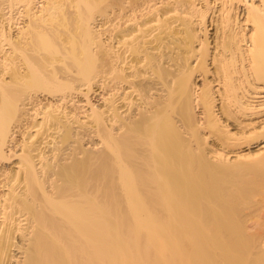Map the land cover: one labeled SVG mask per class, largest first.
<instances>
[{
	"label": "bare ground",
	"instance_id": "obj_1",
	"mask_svg": "<svg viewBox=\"0 0 264 264\" xmlns=\"http://www.w3.org/2000/svg\"><path fill=\"white\" fill-rule=\"evenodd\" d=\"M6 1L0 264H264V0Z\"/></svg>",
	"mask_w": 264,
	"mask_h": 264
},
{
	"label": "rangeland",
	"instance_id": "obj_2",
	"mask_svg": "<svg viewBox=\"0 0 264 264\" xmlns=\"http://www.w3.org/2000/svg\"><path fill=\"white\" fill-rule=\"evenodd\" d=\"M1 1H2V0H1ZM17 1H19V0H9V1H6L5 4H4L6 7L8 6L7 11H10L12 5H13L14 3H15V4L17 3L16 6L13 5V8H12L13 11H10V13H12V18H9V16L11 17V15H9L10 13L7 15L8 19H13V20H10V22H9L10 24H12V25H10V24H9V25L12 27L11 29H12L13 31H14V30H15V31L18 30V27H19V24H20V23H22L23 25H25V23H26L25 20H27V17H28L27 15H24V14H25L24 12H27V11L25 10V7L23 6V4H22L20 1H19V2H17ZM13 2H14V3H13ZM34 2H35V0H34ZM36 2H37V0H36ZM11 3H12V4H11ZM10 4H11V5H10ZM18 4H19V5L22 4V5L18 6ZM79 4H80V3H79ZM4 5H2V6H4ZM5 6H4V8H5ZM10 6H11V7H10ZM21 6H22V9H21ZM9 7H10V8H9ZM19 7H20V10H19ZM23 7H24V8H23ZM75 7H76V6H75ZM75 7H73V8L75 9ZM23 9H24V10H23ZM77 9H78V8H77ZM77 9H76L75 11H77ZM22 10H23V11H22ZM19 12H20V14H19ZM22 12H23L24 14H23ZM21 13H22L23 15H22ZM19 15H20L21 17H20ZM62 16H63V15H62ZM212 16H213V15H212ZM212 16H211L212 20H211V18H210V22H209V24H210V25H209V28H210V29H209V30H210V31H209V32H210V33H209V36H211V35L213 36V37L211 36V37H212L211 40L213 39L212 41L215 43V38H214V37H215V34H214V33H216V30H217L218 26H217V28H215V26H216L217 24H216V22L213 24V20L216 19V18H215L216 16H215V14H214V16H213L214 18H213ZM7 17H6V18H7ZM23 21H24V22H23ZM214 21H215V20H214ZM12 22H14V23H12ZM16 22H19V24L16 23ZM211 22H212V23H211ZM16 24H17V25H16ZM215 24H216V25H215ZM218 24H219V23H218ZM13 26H14V27H13ZM16 26H17V27H16ZM21 26H22V25H20V27H21ZM62 26L65 27L64 25H62ZM15 27H16V28H15ZM13 28H14V29H13ZM61 28H62V27H61ZM215 29H216V30H215ZM213 42H212V43H213ZM214 43H213V45H214ZM200 78L203 79V77L200 76V77L198 78L199 83L203 82V80H204V79H203L202 81H200V80H201ZM93 99H94V100H97V98H95V97H94Z\"/></svg>",
	"mask_w": 264,
	"mask_h": 264
}]
</instances>
